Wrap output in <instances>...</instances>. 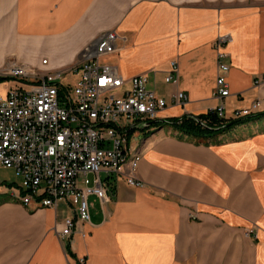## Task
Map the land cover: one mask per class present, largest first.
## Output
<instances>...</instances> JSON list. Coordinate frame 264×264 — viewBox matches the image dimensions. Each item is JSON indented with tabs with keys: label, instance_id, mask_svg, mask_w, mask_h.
Here are the masks:
<instances>
[{
	"label": "crops",
	"instance_id": "1",
	"mask_svg": "<svg viewBox=\"0 0 264 264\" xmlns=\"http://www.w3.org/2000/svg\"><path fill=\"white\" fill-rule=\"evenodd\" d=\"M110 30L119 35L116 50L101 62L126 78L146 74L168 101L158 122L129 132L145 185L102 173L111 200L90 196V221L65 240L77 206L12 200L8 189L19 178L0 166L15 174L0 176V264H264V111L206 137L172 124L219 105L231 122L235 110L264 97L255 83L264 74V0H0V71L11 59L43 72L69 69ZM222 35L231 36L220 49L230 66L227 97L216 95ZM16 37L29 40L27 54L8 49ZM175 60L177 86L166 81ZM13 85L0 82V96ZM176 89L185 103L172 102Z\"/></svg>",
	"mask_w": 264,
	"mask_h": 264
},
{
	"label": "built area",
	"instance_id": "2",
	"mask_svg": "<svg viewBox=\"0 0 264 264\" xmlns=\"http://www.w3.org/2000/svg\"><path fill=\"white\" fill-rule=\"evenodd\" d=\"M118 38L115 30L104 32L85 49V59L69 69L43 72L12 61L0 71V78L16 82L0 96V166L14 169L19 178L18 185H10L8 195L24 206L55 207L60 200H70L77 206V218L66 220L63 238H72L80 223L90 221V196L104 203L111 200L102 173L125 174L129 185H145L135 176L143 156L131 150L129 132L149 128L168 105L149 87L146 74L126 78L117 66L101 62L115 52ZM230 38L222 35L217 42L218 97L230 94L227 53L220 51ZM171 65L166 81L177 86L179 63L175 60ZM74 73L75 80L64 83ZM255 83L264 85V74ZM172 98L173 103L183 104L188 95L176 89ZM213 111L219 119H227L224 105ZM262 111L264 97L235 110L234 118Z\"/></svg>",
	"mask_w": 264,
	"mask_h": 264
},
{
	"label": "trees",
	"instance_id": "3",
	"mask_svg": "<svg viewBox=\"0 0 264 264\" xmlns=\"http://www.w3.org/2000/svg\"><path fill=\"white\" fill-rule=\"evenodd\" d=\"M5 79L6 78H1L0 82L5 81ZM259 115L260 114H256L253 116H247L245 118L237 119L231 122H226V120L219 119L214 111H209L208 113L199 116L186 115L180 119H174L172 120L173 122L172 124L183 133L191 134L198 137H206L209 134L224 131L236 124H239L247 120H251L254 117H258ZM204 120L207 121L206 126L202 124V121ZM166 121L164 120V122H160V123H165Z\"/></svg>",
	"mask_w": 264,
	"mask_h": 264
},
{
	"label": "rangeland",
	"instance_id": "4",
	"mask_svg": "<svg viewBox=\"0 0 264 264\" xmlns=\"http://www.w3.org/2000/svg\"><path fill=\"white\" fill-rule=\"evenodd\" d=\"M11 37V33H9V38ZM11 39V38H10ZM8 40V41H10V44H9V46H8V49L10 50V52H19V53H21V54H27V51H26V49H25V46H23V45H26L28 42H29V40H27V39H21L20 37H16L15 39L13 38L12 40ZM94 44V43H93ZM92 45V44H91ZM91 45H89V46H91ZM88 47V46H87ZM86 47V48H87ZM12 55H10L9 54V57H11ZM12 61H17V60H15V59H11V60H9V62L7 63V65L10 63V62H12ZM18 62V61H17ZM19 63H21V62H19ZM78 63H80V62H77L76 64H78ZM22 64H25V63H22ZM6 65V66H7ZM25 65H27V64H25ZM44 65V64H43ZM75 65V64H74ZM73 65V66H74ZM29 66V65H28ZM29 67H31V68H40V67H35V66H29ZM41 69V68H40ZM3 70V69H2ZM46 72H48V71H46ZM4 78H6V77H4ZM75 78H76V73H74V74H68V76H66L65 78H64V83H66V84H69V83H71V82H73L74 80H75ZM1 79V78H0ZM7 81H12L13 82V84H15L16 82L15 81H13L12 79H10V78H6L5 79V82H7ZM4 176V177H6L9 181H10V179H13L14 177H15V174H14V171L13 170H11V169H5V170H2V169H0V176ZM104 175V174H103ZM92 199V198H91ZM68 219V218H67ZM66 219V220H67ZM66 220H65V222H66ZM71 238H65V240H70ZM86 260V259H85ZM79 262H80V264H86V262H82L81 261V258L79 259Z\"/></svg>",
	"mask_w": 264,
	"mask_h": 264
},
{
	"label": "water",
	"instance_id": "5",
	"mask_svg": "<svg viewBox=\"0 0 264 264\" xmlns=\"http://www.w3.org/2000/svg\"><path fill=\"white\" fill-rule=\"evenodd\" d=\"M159 120H154V121H151L148 125H152L153 123H156V122H158ZM204 126H206V125H204ZM230 126V125H229Z\"/></svg>",
	"mask_w": 264,
	"mask_h": 264
}]
</instances>
